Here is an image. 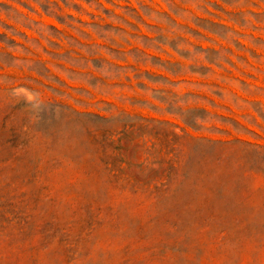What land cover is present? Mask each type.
<instances>
[{
	"label": "rangeland",
	"instance_id": "374dc122",
	"mask_svg": "<svg viewBox=\"0 0 264 264\" xmlns=\"http://www.w3.org/2000/svg\"><path fill=\"white\" fill-rule=\"evenodd\" d=\"M0 264H264V0H0Z\"/></svg>",
	"mask_w": 264,
	"mask_h": 264
}]
</instances>
